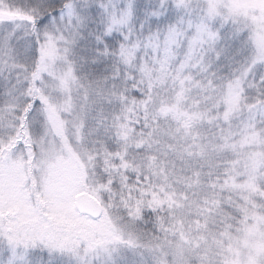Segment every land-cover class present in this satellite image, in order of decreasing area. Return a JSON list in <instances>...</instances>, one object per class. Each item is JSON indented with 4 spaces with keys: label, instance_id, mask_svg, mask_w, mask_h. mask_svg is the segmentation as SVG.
Returning <instances> with one entry per match:
<instances>
[{
    "label": "snow or ice",
    "instance_id": "obj_1",
    "mask_svg": "<svg viewBox=\"0 0 264 264\" xmlns=\"http://www.w3.org/2000/svg\"><path fill=\"white\" fill-rule=\"evenodd\" d=\"M0 264H264V0H0Z\"/></svg>",
    "mask_w": 264,
    "mask_h": 264
}]
</instances>
